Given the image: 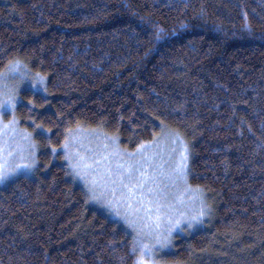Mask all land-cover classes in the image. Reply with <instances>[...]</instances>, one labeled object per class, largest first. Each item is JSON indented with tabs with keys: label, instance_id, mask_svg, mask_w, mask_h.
Returning a JSON list of instances; mask_svg holds the SVG:
<instances>
[{
	"label": "trees",
	"instance_id": "1",
	"mask_svg": "<svg viewBox=\"0 0 264 264\" xmlns=\"http://www.w3.org/2000/svg\"><path fill=\"white\" fill-rule=\"evenodd\" d=\"M15 62L44 82L16 104L37 159L0 185V264L137 261L65 160L77 128L184 139L208 215L164 261L264 264V0H0V74Z\"/></svg>",
	"mask_w": 264,
	"mask_h": 264
},
{
	"label": "rangeland",
	"instance_id": "2",
	"mask_svg": "<svg viewBox=\"0 0 264 264\" xmlns=\"http://www.w3.org/2000/svg\"><path fill=\"white\" fill-rule=\"evenodd\" d=\"M43 82V78L41 81V77L32 76L21 62H15L0 74V100L7 96L15 98L12 108L0 111V172L5 174L0 185L19 174L30 173L36 164L37 145L19 127L16 104L22 87L29 83L35 87ZM62 150L71 173L85 186L91 199L122 221L134 242L139 236L152 248V255L143 257L149 264H171L164 261L163 254L171 250L174 234L191 230L208 215L204 191L188 182V147L180 135L163 134L152 144L127 150L112 135L97 129L77 128L68 134ZM182 155L185 161L181 160ZM178 164L182 165V172L177 169ZM129 169L133 183L141 173L147 175L139 189L143 200L138 196L129 200L128 188L118 179V173L127 177ZM157 196L163 215L153 220L148 214L157 213L155 207L148 205H155ZM130 222H135L136 227ZM136 252L139 258L141 253Z\"/></svg>",
	"mask_w": 264,
	"mask_h": 264
},
{
	"label": "snow or ice",
	"instance_id": "3",
	"mask_svg": "<svg viewBox=\"0 0 264 264\" xmlns=\"http://www.w3.org/2000/svg\"><path fill=\"white\" fill-rule=\"evenodd\" d=\"M42 81V78H41ZM15 98L12 96H7L3 100H0V111L10 109L13 106ZM185 156L182 155L181 160L185 161ZM177 169L181 172L183 171L182 165L178 164ZM118 179L121 181L124 187L128 188V199L134 198L136 196L140 197L141 200H143V193L139 191L143 187L144 181L147 179V175L145 173H141L139 177L136 178L137 182L133 183V175L132 170L129 169V174L127 177H125L122 173L117 174ZM5 177V174L0 172V179H3ZM127 180V183L125 184L124 181ZM149 191H153L152 189H149ZM149 208L155 207V211L157 213L156 216H152L151 213L148 214L150 219L158 220L160 215H163L161 211V202L159 196L156 197V203L153 205L152 203H149ZM132 227H136L135 222H130ZM176 223H179V221H176ZM158 226V225H157ZM135 241L132 247V251L135 252L139 250L141 253V256L137 259L135 264H149L148 261L144 260L145 255H152V248L149 247L148 243L142 239L141 237L137 236L135 237ZM159 243V241H157Z\"/></svg>",
	"mask_w": 264,
	"mask_h": 264
}]
</instances>
